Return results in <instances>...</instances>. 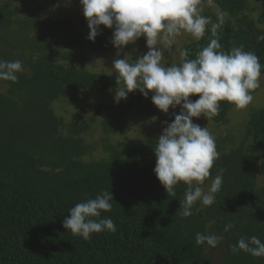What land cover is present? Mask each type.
Wrapping results in <instances>:
<instances>
[{"label": "trees", "instance_id": "16d2710c", "mask_svg": "<svg viewBox=\"0 0 264 264\" xmlns=\"http://www.w3.org/2000/svg\"><path fill=\"white\" fill-rule=\"evenodd\" d=\"M40 1H22L17 11L10 4L0 8V59H18L25 69L17 82L2 81L0 86V264H214L211 252L219 249L220 264H264V257L231 250L241 237L257 236L264 242V108L251 113L240 147L226 149L216 142L219 158L206 180L211 184L222 171L215 203H197L192 216L182 217L187 186L181 182L171 196L157 179V138L131 144L111 140L129 131L130 117L145 122L157 117L151 93L145 98L135 91L119 104L112 101L70 124L55 114L56 102H77L84 92L113 93L122 85L116 83L117 75L88 70L87 53L117 49L111 42L114 29L100 31L93 43L79 0L73 2L82 12V31L71 29L69 20L39 21ZM209 1L227 13L216 34L222 50L243 46L264 65V40L258 39L264 36V0L257 16L253 0ZM204 16L217 22L216 13ZM210 29L211 24L203 38L181 53L195 58L216 38ZM32 32L38 37H31ZM144 42L141 37L124 48L130 52ZM235 107L221 101L219 113L206 118L226 125ZM175 109L181 111L180 106ZM96 126L103 136L105 158L100 160L88 158L95 147L84 137ZM103 191L112 192L113 206L100 219L111 218L114 233H94L84 240L63 227L72 207ZM228 224L235 227L225 231ZM197 233L222 239L215 248L197 245Z\"/></svg>", "mask_w": 264, "mask_h": 264}, {"label": "clouds", "instance_id": "9594fccd", "mask_svg": "<svg viewBox=\"0 0 264 264\" xmlns=\"http://www.w3.org/2000/svg\"><path fill=\"white\" fill-rule=\"evenodd\" d=\"M89 28L88 40L95 42L100 26L114 29L112 44L123 49L144 37L148 51L130 60L129 55L113 61L117 74L114 103L126 100L130 93L139 91L145 98L151 93L153 105L167 114L169 109L181 107L173 122L165 121L162 134L156 140L154 174L168 195L176 196L175 187L183 182L187 187L180 203V215L192 216L197 203L211 206L215 194L223 183L222 171L211 180L205 191L204 183L210 177L214 161L219 158L215 137L208 127L194 123V118H205L220 111V102L226 101L237 108L247 107L254 99L251 94L260 88L261 65L259 57L243 46L222 50L217 37L227 13L217 12V22L201 14L200 0H79ZM211 24L213 37L207 46L195 56L188 58L181 53V63L167 65L164 49H171L177 38L187 33L201 39ZM258 39L264 40V36ZM22 61L0 59V81L17 82L18 74L24 72ZM190 96H198L190 100ZM112 192L103 191L93 199L77 203L69 210L63 227L72 234L89 240L94 233L117 229L114 221L101 213L112 210ZM228 224L225 231L234 228ZM222 237L215 234L197 233V245L205 243L215 248ZM234 253L244 251L254 257H264V242L257 236L241 237L231 249Z\"/></svg>", "mask_w": 264, "mask_h": 264}, {"label": "rangeland", "instance_id": "374dc122", "mask_svg": "<svg viewBox=\"0 0 264 264\" xmlns=\"http://www.w3.org/2000/svg\"><path fill=\"white\" fill-rule=\"evenodd\" d=\"M22 1L25 0H0V8L11 5L12 11H17L22 5ZM263 6V0H253L252 7L257 8V16ZM199 8L202 10L201 14L204 15L207 12L216 13L219 11L218 8L212 4L209 0H200ZM81 10L74 4L73 0H41L40 9L38 13V20H50V21H62L69 20L71 29L75 31H82L80 28ZM18 17H27L25 14H18ZM110 30L105 28L103 25L100 26V31ZM31 37L35 36V33L30 34ZM190 34H183L177 38V43L171 49H164L165 63L167 65L181 63V50L189 44L197 42ZM148 51L146 47V40L144 46H139L127 52L125 48L116 49L112 52L107 53H87L90 58V63L88 65V70L92 73L101 75H117L112 69L113 61L117 58L119 53V58H124L125 55H129V59L133 60ZM2 81H0V86ZM260 88L254 90L251 94L253 95V101L245 108L235 107L228 115L227 124L217 126L211 122L208 118L199 117L193 120L194 123L199 124L201 127H208L209 131L215 137V142H221L224 148H238L241 144L245 143V128L249 121L251 113L254 111L264 108V75L260 79ZM79 100L77 102H56L53 104L52 108L55 114L62 117L64 121L68 124L74 122L77 117H82L87 119L95 113V109L103 105H107L114 101L113 93H91L84 92L79 94ZM178 114L176 109H169L167 114L158 110L157 117L149 122L142 121L138 116H132L128 120L129 131L125 134H120L111 137L114 142H119L121 144H131L146 142L152 138H159L162 134L167 121L168 123L173 122L175 115ZM86 141L95 147V152L92 157H88L94 160H100L105 158V154L102 151L101 139L102 133L98 126H96L93 131L88 135L84 136ZM245 147L255 154L256 151L253 149L249 142H246ZM210 183L205 181L204 188L207 191ZM202 207L204 205L200 204ZM214 264H220L223 258L222 250H213L211 252Z\"/></svg>", "mask_w": 264, "mask_h": 264}]
</instances>
